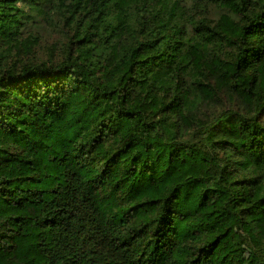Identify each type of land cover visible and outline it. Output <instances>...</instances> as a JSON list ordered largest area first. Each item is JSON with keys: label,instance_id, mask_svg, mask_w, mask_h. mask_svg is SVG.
Returning a JSON list of instances; mask_svg holds the SVG:
<instances>
[{"label": "trees", "instance_id": "16d2710c", "mask_svg": "<svg viewBox=\"0 0 264 264\" xmlns=\"http://www.w3.org/2000/svg\"><path fill=\"white\" fill-rule=\"evenodd\" d=\"M0 264H264V0H0Z\"/></svg>", "mask_w": 264, "mask_h": 264}, {"label": "rangeland", "instance_id": "374dc122", "mask_svg": "<svg viewBox=\"0 0 264 264\" xmlns=\"http://www.w3.org/2000/svg\"><path fill=\"white\" fill-rule=\"evenodd\" d=\"M58 34H53V36H47L46 40H44L43 42V48H45L44 50H46V48H48V50H50V52H53L55 50H58L57 47H55L54 45H52L55 41H57L58 38ZM45 51H42L41 53H44ZM233 220L232 219H226L222 224H220V226L222 225H229L232 224ZM235 228L231 231V234H233L235 232Z\"/></svg>", "mask_w": 264, "mask_h": 264}]
</instances>
